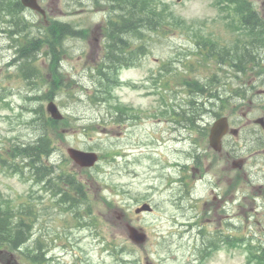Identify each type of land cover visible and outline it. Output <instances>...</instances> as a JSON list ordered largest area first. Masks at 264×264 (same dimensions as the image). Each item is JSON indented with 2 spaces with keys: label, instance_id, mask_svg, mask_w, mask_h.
<instances>
[{
  "label": "rangeland",
  "instance_id": "obj_1",
  "mask_svg": "<svg viewBox=\"0 0 264 264\" xmlns=\"http://www.w3.org/2000/svg\"><path fill=\"white\" fill-rule=\"evenodd\" d=\"M144 1L163 13V22L154 24L158 30L144 31V46L128 37L133 49L143 52L129 67L105 69L109 80L97 69L105 66V24L119 0H38L45 18L20 11L21 44L44 40L51 26H61L54 21L75 32L63 39L56 55L40 43L26 83L22 61L13 59L16 43L3 33L11 0H0V156L21 163L9 153L36 139L49 101L65 116L56 131L49 129L54 152L46 163L55 173L36 183L22 164L17 172L11 165L0 168V204L32 206L36 217L29 245H42L45 264H259L255 256L264 246V217L233 216V204L226 211V160L207 140L214 113L226 115L246 105L237 101L254 79L225 77L213 65L205 71L194 53V40L207 32L228 43L231 30L224 22L232 13L223 0ZM80 31L83 36L76 34ZM192 80L222 98L199 94L193 100L201 102V119L192 115L199 129L183 126L190 124L191 97L181 85ZM260 89L264 93V78L246 95L252 107L264 103ZM69 147L96 153V165L81 168L69 158ZM62 174L82 185L79 201L67 199L75 192L60 195L68 190L57 184ZM142 204L152 210L136 215ZM246 214H253L247 205ZM128 226L146 240L132 242ZM6 254L0 253V264H26L20 253H11L8 261Z\"/></svg>",
  "mask_w": 264,
  "mask_h": 264
},
{
  "label": "trees",
  "instance_id": "obj_2",
  "mask_svg": "<svg viewBox=\"0 0 264 264\" xmlns=\"http://www.w3.org/2000/svg\"><path fill=\"white\" fill-rule=\"evenodd\" d=\"M115 1V0H112ZM229 6H236L243 9V16L249 17L250 7L244 0H223ZM221 1V3H223ZM112 4H114L112 2ZM118 7L112 5L114 16L111 17L106 24L105 32V66L103 69H97L101 79H108L105 69L109 68L111 71H117L122 68L129 67L134 64L136 57L140 54L142 49L134 50L129 42V36H135L142 44V38L146 36L144 31L158 30V24L163 22L161 12L157 11L156 6L144 0H119ZM6 24L8 28L13 30L9 31V37L15 36L14 42H18L17 54L19 57H24V64L27 66L35 54L34 50L40 51V43L47 44L52 50L53 55L58 52V47L62 43L64 38L73 37L75 33L69 25L61 24L60 27L51 26L50 34L47 32L42 39H30L20 43L18 37L25 26V23L20 18L21 6L18 1L12 0L6 5ZM54 24H59L55 23ZM15 29V31H14ZM172 29H175L172 27ZM79 36H83V31L77 33ZM143 45V44H142ZM144 46V45H143ZM26 54V55H25ZM28 55V56H27ZM27 58H26V57ZM117 57V58H116ZM121 57V58H120ZM26 58V59H25ZM31 58V59H30ZM118 59V60H117ZM24 73V77L28 76L27 70L20 69ZM188 88L191 86L190 82H183ZM61 83L58 85L60 86ZM57 86V87H58ZM55 87V88H57ZM198 90L202 89V86L197 87ZM194 113H190L189 121L191 126L195 125L197 117H193ZM188 115V116H189ZM219 116V115H218ZM39 120L43 121V128L39 130L36 139L24 146L17 147L12 153H9V158H19L21 163H8L7 160L0 156V168H4L7 165H11L14 171H19V164H22L23 168H28L33 175V178H37L34 181L36 183H43L47 176H50L55 168L49 166L46 161L54 152V147L50 138V127L53 126L56 131L57 127L63 124V121H54L49 117H44V114ZM24 162V163H22ZM59 183L64 185L68 190L62 191L61 195L66 197L67 194L75 192V196L78 199L79 196H83L82 185L77 182L71 175H61L59 177ZM49 179L48 181H51ZM75 196L67 197L68 200H75ZM78 196V197H77ZM34 211L32 206L28 204H19L18 206L1 205L0 204V251H16L21 254L27 264H44L46 262L44 253L40 252L35 246L31 245L26 247L28 241L32 236V226L34 222ZM255 259L259 264H264V249L257 250Z\"/></svg>",
  "mask_w": 264,
  "mask_h": 264
},
{
  "label": "flooded vegetation",
  "instance_id": "obj_3",
  "mask_svg": "<svg viewBox=\"0 0 264 264\" xmlns=\"http://www.w3.org/2000/svg\"><path fill=\"white\" fill-rule=\"evenodd\" d=\"M247 1L252 8L250 19L245 20L233 13L225 24L232 32H229V45L223 49L221 71L224 75L227 71L229 75L254 80L252 85L251 80L246 82L243 86L245 96L237 101L239 104L247 101L240 107L246 109L244 113L239 108L226 113L223 151L217 156L226 160V211L228 205L233 204L236 207L233 216L264 217V103L256 102L252 107L251 100L245 99L256 86L257 79L264 78V0ZM201 40L195 39L194 53L198 63L204 65L215 55L214 48ZM257 93L264 94L261 89ZM232 105L238 106L236 102ZM236 112H241V118H235ZM246 183L248 186L244 187ZM246 205L253 214H246Z\"/></svg>",
  "mask_w": 264,
  "mask_h": 264
},
{
  "label": "water",
  "instance_id": "obj_4",
  "mask_svg": "<svg viewBox=\"0 0 264 264\" xmlns=\"http://www.w3.org/2000/svg\"><path fill=\"white\" fill-rule=\"evenodd\" d=\"M23 6L28 7L30 9L36 10L42 14L44 11L40 8L37 3V0H21ZM47 112L51 115L53 119L60 120L62 119V115L60 114L58 108L53 102H50L47 106ZM226 133V118L222 117L216 120L209 132V145L215 151L221 150V139ZM67 153L69 157L80 167H92L97 162L98 157L94 152H86L81 151L75 148H68ZM150 208L147 205H143L142 207L136 209V213H140L142 211H149ZM130 238L141 244L145 241V235L139 233L134 228H129Z\"/></svg>",
  "mask_w": 264,
  "mask_h": 264
},
{
  "label": "bare ground",
  "instance_id": "obj_5",
  "mask_svg": "<svg viewBox=\"0 0 264 264\" xmlns=\"http://www.w3.org/2000/svg\"><path fill=\"white\" fill-rule=\"evenodd\" d=\"M25 55H26V54H25ZM27 56H28V55H27ZM21 57H22V56H21ZM25 57H26V56H25ZM23 58H24V57H23ZM26 58H27V57H26ZM26 58H25V59H26ZM116 58H117V57H116ZM120 58H121V57H120ZM117 60H118V59H117Z\"/></svg>",
  "mask_w": 264,
  "mask_h": 264
}]
</instances>
